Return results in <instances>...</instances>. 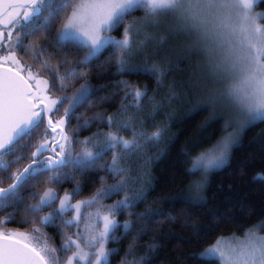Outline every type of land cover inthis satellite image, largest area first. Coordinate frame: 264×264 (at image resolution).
<instances>
[{
  "label": "snow or ice",
  "instance_id": "1",
  "mask_svg": "<svg viewBox=\"0 0 264 264\" xmlns=\"http://www.w3.org/2000/svg\"><path fill=\"white\" fill-rule=\"evenodd\" d=\"M261 3L264 0H0V264H111L117 250L107 245L118 239V231L135 238L144 226L165 217L164 209H148L136 215L140 228L131 219L117 220L133 215L147 199L145 173L130 167L129 157H142L147 145L162 142L165 129L153 126L148 131L142 121L127 115L128 107L116 116L91 120L76 115L100 99L88 74L103 63L115 65L120 74H145L163 85L169 67L151 63L153 57L139 66L131 63L157 43L150 30L159 27L161 17H172L173 31L190 38L191 51L203 58L205 72L202 77L193 74L190 85L199 97L197 109L213 112L224 104L231 113L226 135L192 158L188 173L206 175L224 167L239 130L264 122V13L254 12ZM137 13H143L142 19H134ZM115 87L136 111L142 102L156 104L147 88L128 81ZM169 96L175 98V92ZM73 119L83 123L74 127ZM93 123L109 131L81 139L80 132ZM123 131L131 138L120 135ZM100 171L115 182L109 184L101 176V187L79 199V178ZM65 183L74 187L61 194L57 189ZM189 187L190 195L179 200L189 208L199 207L204 183L193 181ZM117 196L122 199L105 204ZM17 215H22L27 231L8 227L17 222ZM182 219L191 222V217ZM45 228L61 236L59 248ZM261 233L264 225L248 229L242 238L218 239L201 259L264 264ZM127 255H134L131 245ZM122 264L146 261L126 256Z\"/></svg>",
  "mask_w": 264,
  "mask_h": 264
},
{
  "label": "trees",
  "instance_id": "2",
  "mask_svg": "<svg viewBox=\"0 0 264 264\" xmlns=\"http://www.w3.org/2000/svg\"><path fill=\"white\" fill-rule=\"evenodd\" d=\"M258 6L264 11V3ZM142 17L143 13H137L134 19ZM114 34L119 38L118 32ZM176 53L168 45L163 46L157 41L148 45L143 56L134 57L131 61L135 67L153 57L151 63L169 67L163 85H158L155 78L145 74H120L115 65L108 63H103L99 69L89 70L88 80L98 90L100 99L87 108H81L77 116L87 120L97 115L116 116L128 107L127 115L142 121L148 131L154 130L153 126L165 129L162 142L147 145L142 157H129V166L145 173L147 199L136 207L133 215H119L117 220L124 223L131 219L140 228L141 225L136 223L137 214L145 213L148 209H164L166 215L158 223L144 226L135 238L132 235L125 237L122 231H118V239L107 245L110 250H117L110 257L111 264H122L126 256L129 261L143 257L146 264H215V261L201 259V254L209 246L221 238L244 236L248 229L264 222V180L258 179L264 174V122L246 127L240 142L232 149L227 164L209 172L206 180L202 174L189 175L190 160L211 149L225 136L228 119L214 111L198 110L199 98L191 91L186 90V95H179L182 64ZM27 62L33 64L30 59ZM119 81L149 89L148 95L155 98L156 104L142 102L140 111L129 107L132 101L125 100L124 92L115 87ZM82 82L76 83L75 87ZM170 91L175 92V98L169 96ZM83 119L71 120L72 126L82 124ZM107 131L106 125L93 123L88 130L80 132V138ZM120 135L131 138V133L127 131ZM108 159L110 161L111 158ZM137 160L139 163H136ZM101 176L109 184L115 182L103 171L81 176L77 181L83 187L79 199L89 198L101 187ZM193 181L204 183L199 194L202 204L189 208L179 198L190 195L189 186ZM73 187L71 183H65L57 190L62 194L63 191L70 192ZM119 199L122 197L107 199L105 204H113ZM168 215L175 219H167ZM182 217H191V222H186ZM44 232L59 248L62 241L58 232L52 228H45ZM130 245L134 252L132 256L127 255Z\"/></svg>",
  "mask_w": 264,
  "mask_h": 264
},
{
  "label": "rangeland",
  "instance_id": "3",
  "mask_svg": "<svg viewBox=\"0 0 264 264\" xmlns=\"http://www.w3.org/2000/svg\"><path fill=\"white\" fill-rule=\"evenodd\" d=\"M254 12L257 14L264 13V11L259 8V6L254 7ZM260 23L264 24V20H261ZM174 28H175V22H174L172 17H170V16L161 17V22H160L159 27L156 29L150 30V34L155 36L157 38V41H159L161 43V45H163V46L168 45L169 49L172 50V52L178 53V54L177 53L176 54H177V57L179 59V63L182 64V68L180 71V73H182L181 74V80H182L181 85L182 86H180V92H179V95L182 96V95H186V90L192 92L190 85L193 81V74H196V76H198V77H202L204 72H205V69H204L203 58L199 55L194 54L193 51H191L192 40L188 37L183 36V35H177L173 31ZM113 35H115V34L113 33ZM214 112L219 113L220 115H225L226 119H228L229 116L231 115V113L227 110V108L225 107L224 104L217 105L214 109ZM245 128H243L242 130H239V132H238V137H237L238 143L240 142L241 135H242L243 130ZM236 145H234L232 147V149ZM232 149H231V151H232ZM207 174L206 175L202 174V178L204 180H206ZM261 176H264V174ZM69 218H71V216H69ZM261 225H264V222L260 223L259 225L255 226L253 228H258ZM261 234H264V233H261ZM235 237L242 238L243 236H231V237H225L223 239L225 241H228V240H231ZM211 246H209V247H211ZM59 247H60V245H59Z\"/></svg>",
  "mask_w": 264,
  "mask_h": 264
},
{
  "label": "flooded vegetation",
  "instance_id": "4",
  "mask_svg": "<svg viewBox=\"0 0 264 264\" xmlns=\"http://www.w3.org/2000/svg\"><path fill=\"white\" fill-rule=\"evenodd\" d=\"M5 7H7V5H5ZM16 223L10 224L8 225L9 228L13 229V230H19L21 232H25L28 230L27 226L23 225V217L22 215H17L16 216Z\"/></svg>",
  "mask_w": 264,
  "mask_h": 264
}]
</instances>
